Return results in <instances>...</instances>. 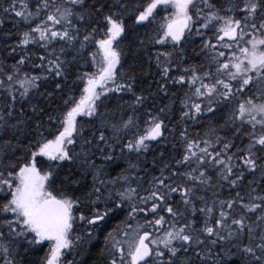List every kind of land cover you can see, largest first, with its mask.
Returning a JSON list of instances; mask_svg holds the SVG:
<instances>
[{
	"label": "snow or ice",
	"instance_id": "6c2138e0",
	"mask_svg": "<svg viewBox=\"0 0 264 264\" xmlns=\"http://www.w3.org/2000/svg\"><path fill=\"white\" fill-rule=\"evenodd\" d=\"M218 5L9 0L0 9L28 25L9 54L43 49L0 66V264H25L45 242L42 264H76L77 225L98 230L117 213L123 227L105 237V264H264V0ZM157 9L167 14L155 34L122 46L125 16L146 27ZM196 37L199 67L185 62ZM26 62L41 73L29 74ZM177 86L174 121L164 105L140 131L139 109L154 95L176 96ZM117 93L132 102L110 111ZM151 142L177 151L154 157L145 182L139 158ZM133 153L109 178L106 162Z\"/></svg>",
	"mask_w": 264,
	"mask_h": 264
},
{
	"label": "trees",
	"instance_id": "16d2710c",
	"mask_svg": "<svg viewBox=\"0 0 264 264\" xmlns=\"http://www.w3.org/2000/svg\"><path fill=\"white\" fill-rule=\"evenodd\" d=\"M29 4H31L32 0H27ZM149 0H135V3L139 5L140 7H144L147 5ZM232 0H219L218 6H227ZM236 2H240V0H236ZM9 0H0V9L4 7H8ZM166 14H164L162 11L157 10L156 13H154V22L144 26L136 25L134 20L132 19V15H126L124 20L126 24V30L125 34L122 37L123 45L127 46L130 42H138L139 39H144L145 36H152L155 34L156 29L160 24H162L163 17ZM0 19H3L4 21V27L3 29H0V66L4 68L5 71L10 69V67L16 62L17 59H19V56L27 55L30 56L33 60H35L36 56L38 54H43V49H41L38 45L35 44H29L26 49L24 50H17L16 54H9V49L7 48L8 44L15 45L19 38L20 33L27 30L28 25L24 24L20 21L19 17H15L14 15H8L0 11ZM211 36L212 33H209ZM195 42L191 43L186 46V53H185V62L188 66H195L199 67L201 62L205 59V53L202 50L200 38L196 37L194 38ZM157 48H161L163 50L162 46H156ZM155 49H153L154 51ZM24 70L27 71L29 74L32 75H39L41 73V69L35 68L32 66L31 63L26 62V65L24 67ZM156 68L153 66L148 73H146L144 77V87H147V84L151 82L152 78L156 76ZM158 79V77H156ZM51 85H42L43 88H50ZM139 88V86H138ZM153 91H155L153 89ZM172 91L176 92V96H163L160 95H154L149 98L148 102L145 104V106L141 109H139L138 116L140 117L139 123H140V131H143L144 128L147 126L144 123V120L148 118L147 113L148 112H155L160 107L164 105H170L172 108V112L169 114V116L173 119L178 115V98L183 97V91L178 86L176 88H173ZM77 98L79 96V92H76ZM177 101L176 103H173V101ZM125 102L131 103L132 99L128 94L124 93H117L115 95L110 94V98L106 101L108 110L115 111L118 105L124 104ZM57 103H60L59 100H57ZM120 113H116V118ZM166 120L169 117H165ZM193 132H200L201 126L200 125H193L192 129ZM167 135V134H166ZM168 140L171 141L172 137H168ZM153 147L150 149L149 152L144 153L139 158V162L142 166V168L145 169V172H142L141 175L145 176V182L148 179V176L146 175V172L148 170L155 171V169L152 168L153 158L157 157L161 151L165 152V158H169L171 155L175 153V151L172 148L171 143L165 147L163 144H159L157 142H151ZM119 149H117L115 155H119ZM128 159H131L135 162L136 160V154H127L124 159H120L118 161L114 162H106L105 167L107 171L109 172V178L112 176H115L120 172L122 168L127 167L126 161ZM110 165V166H109ZM74 167H79V165H76ZM92 177L89 175L87 177V180L84 181L86 184H91ZM224 195H227V190H225ZM103 210V205L101 207V211ZM85 213H87L88 209H84ZM124 219V216L122 214H110L109 217L105 218V221H102L100 223V228L98 230H94V232H91V236H83L81 240V247L77 249L76 254L73 253L74 257H77L76 264H105V255L104 247H105V237L109 231H112L114 228L117 227V225H120L123 227V224H120V222ZM87 224L82 225V227H86ZM87 229V227H86ZM87 234V233H86ZM24 247H28L27 245H24ZM47 248H43L41 246L37 247L32 246L30 248V252L25 254L26 255V261L25 264H42L44 256L47 254ZM209 264H211V259L209 260ZM224 264H231V261L228 260L227 257H224Z\"/></svg>",
	"mask_w": 264,
	"mask_h": 264
},
{
	"label": "flooded vegetation",
	"instance_id": "af4514ba",
	"mask_svg": "<svg viewBox=\"0 0 264 264\" xmlns=\"http://www.w3.org/2000/svg\"><path fill=\"white\" fill-rule=\"evenodd\" d=\"M158 10L162 11V9H158ZM101 222H102V221H101ZM101 222H100V223H101ZM78 226H79V228H78ZM81 228H82V225H79V224H78L77 227H76V229H75V231H74V233H73L74 238L76 237V236H75V232H76V233H79V234H78L79 236H78V235H77V236L80 237V239L78 240V242H76V243L78 244V245L76 246V249H77V248H80V246H81V244H82V243H81V240H82V237H83V236H81V230H80ZM90 230H91V229H90L89 227H87V231H90ZM36 246H37V247L41 246V247H43V248H45V249L47 248V250H48L47 242H45V245H36ZM66 251H67V250H66ZM74 251H75V248H74V250H73L72 252H74ZM47 253H48V251H47ZM76 258H77V257H74V256H73V253H72L71 256L69 257V259H74V260L77 261ZM76 261H75V262H76Z\"/></svg>",
	"mask_w": 264,
	"mask_h": 264
},
{
	"label": "rangeland",
	"instance_id": "374dc122",
	"mask_svg": "<svg viewBox=\"0 0 264 264\" xmlns=\"http://www.w3.org/2000/svg\"><path fill=\"white\" fill-rule=\"evenodd\" d=\"M119 155H120V154H119ZM101 207H102V205H101ZM120 224H121V222H120ZM86 227H89V228L91 229V226H88V225H87ZM86 227H82V228L80 229V230H81V236H86V235H88V232H89V231H87ZM90 231H91V230H90ZM91 232H92V231H91ZM93 232H94V231H93ZM86 233H87V234H86ZM77 234H78V233L75 232V236H77ZM88 236H89V235H88ZM76 242H78V241H76ZM77 245H78V244L76 243V246H77ZM76 246H75V251L72 252V253H74V254H76L77 249H78V248L76 249ZM81 246H82V245H81ZM81 246H80V247H81ZM73 256H74V255H73Z\"/></svg>",
	"mask_w": 264,
	"mask_h": 264
},
{
	"label": "bare ground",
	"instance_id": "6f19581e",
	"mask_svg": "<svg viewBox=\"0 0 264 264\" xmlns=\"http://www.w3.org/2000/svg\"><path fill=\"white\" fill-rule=\"evenodd\" d=\"M78 228H79V226H78ZM78 234H79V233H78ZM78 234H77V235H78ZM78 236H79V235H78ZM106 236H107V235H106Z\"/></svg>",
	"mask_w": 264,
	"mask_h": 264
}]
</instances>
